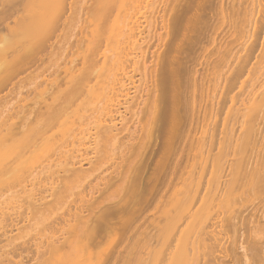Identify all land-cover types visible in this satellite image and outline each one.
Wrapping results in <instances>:
<instances>
[{
  "label": "bare ground",
  "instance_id": "1",
  "mask_svg": "<svg viewBox=\"0 0 264 264\" xmlns=\"http://www.w3.org/2000/svg\"><path fill=\"white\" fill-rule=\"evenodd\" d=\"M159 1L98 0L96 2L97 7L94 8L93 21H91L92 27L85 45L84 68L79 80L76 79L77 82L67 94L65 103L50 111L42 123L29 126L22 131L19 138L21 140L18 139L17 144L12 142L13 144L7 146V142L3 143L8 139H5L4 134L5 138L0 136L2 142L4 141L2 143L0 140V147L3 150L12 148L13 145V150L18 147L14 150V154L0 159V183L6 182L10 184V188L11 183L17 184L16 194L12 192L14 195L11 197L7 195L6 198L1 197L0 207L12 198L22 199L23 206L24 201L31 203L30 207L37 205L35 208L46 204L45 210L47 205L52 206V202L56 203L58 200L59 204L64 190L70 188L73 190L74 187L77 189L76 184L81 185L85 181L86 174L96 164L114 154L112 153L115 151L114 146L117 141L120 142L119 136L124 131L127 133L125 132L126 135L124 134L122 138L130 137L136 148H140L145 140L161 131L163 127L161 125H165L161 132L167 137L164 146L168 152L181 125L186 121L189 122L190 119L186 120V117L191 115L192 118L194 114L196 126L200 127V131L195 130V134L197 131L199 136L197 135V138L196 135L193 136L196 139H192L189 153L191 154L192 151L191 157L195 158V161L198 159L199 162L193 165L191 161L188 171V167L184 168L186 170L182 179L184 186L175 192L160 190L158 185L162 184L161 180L157 179V176L155 180L153 179L155 183L153 182L151 187L154 204L152 209L154 213L153 216L151 215L152 229L145 240L141 239L143 241L137 242L136 239L138 245L134 249L136 250L134 259L129 263L264 264V0H241V3L238 2L240 7L236 6L237 10L234 5V10L231 12L227 9L225 20L228 25H233L234 29L231 31L228 29V33L226 30L225 34L229 40L227 38L222 40L219 36L217 38V30L223 23V18L219 16L220 27L217 24L208 35L210 43L215 46L213 54L205 60L203 79L206 82L201 79L202 83L197 95L194 94L196 91L192 88L193 85L190 89L188 88L190 83L183 85L184 81L181 80L182 77L184 79V74L181 73L185 69L183 68L185 64L181 57H176V54L181 52L177 49L180 44L174 43L176 39L172 40L174 42H171L166 52L167 47L163 49L165 53L159 52L163 55L159 63L162 71L160 74L157 73L159 78L155 77L156 83L153 82V69L149 66V61L150 58L156 57L153 54L158 50L155 47L156 51L150 56L148 49L153 44L154 37L159 36L158 16L162 15L160 11L163 13L162 7L158 6L160 9L157 10L156 3ZM206 1L209 0H200L194 8L195 1L192 3L191 0L194 14L202 12V15H206ZM165 2L162 5H165ZM110 3L112 4L109 5ZM191 4L188 3L187 7ZM186 8L181 12L184 13L181 16L187 22L183 26L186 36L193 33L189 39L192 48L193 36L197 33L199 35V32L201 36L205 22L200 14L194 15L191 20V14H188L192 9L189 8L191 9L189 11L187 8L189 11L187 14ZM177 15L180 16V13ZM181 16L180 19L173 18L176 22L171 21L173 30L178 31L182 27ZM177 19H179L178 23ZM111 30L114 37L111 36ZM162 31L160 36L163 35ZM184 32L181 35L179 32V35L184 36ZM163 33H166V28ZM171 33L174 35L173 31ZM109 38L115 40L112 45H116L114 47L116 50L109 48L110 43H113ZM181 41L183 42L177 40V42ZM184 45L185 48L181 45L183 52L190 48L187 41ZM108 49L112 50V53L114 51V55L111 56ZM13 59L12 61H15L17 57ZM156 61L158 62L159 58ZM5 63L8 64L7 61ZM155 65L157 67V64ZM137 75L142 77V80L147 78V81L144 80L146 81L144 85L135 84L137 80L135 81L134 78ZM110 76L113 80L108 79ZM106 79L110 80L108 82L110 85L106 83ZM155 84L158 86L157 89ZM87 97L93 99V104L90 105L92 112L89 114V108L84 106ZM139 107L142 109L141 118L135 117ZM10 140L16 141L13 137ZM123 154L122 152L121 155ZM158 173L160 174L159 171ZM62 202L64 203L63 200ZM8 203L4 206L10 205ZM15 204L16 200L13 205ZM12 207L7 208L9 210L6 211L7 215L14 213L15 206ZM11 208L12 212H10ZM27 208L23 211L26 212ZM31 212L29 211L32 216L34 211ZM21 216L16 218L21 219ZM10 218L8 220L11 221L14 217ZM18 219H15L16 222ZM22 220L24 219L18 221ZM76 221L73 224L69 223L72 237L87 236L90 228L84 219L79 216ZM4 225L7 223L1 226L5 227ZM72 225L76 226L72 227ZM13 228L15 227L11 229ZM56 230L55 233L52 232L57 237L59 234L62 236L55 237L56 239L47 242V245L44 243V239L47 238L43 237L39 230L36 231L37 237L39 235L43 237L40 240H44L42 243L45 244L46 249L38 244L39 239L36 240L38 243L33 239L35 234L31 237L38 246L33 242V245H29L31 240L28 242L25 240L29 246L26 247L25 244L23 246L26 250L30 246H40L43 250L38 248L36 253L44 251L45 255L48 252V256L52 253L60 256L63 250L61 253L63 256L64 249L72 243L71 237L70 234L65 237V233L63 236V232L57 235ZM7 231L11 232L10 228L3 232L8 233ZM0 233L3 234L1 230ZM6 233L1 239L10 235L15 237L13 234H7L6 237ZM5 240L6 243L9 241ZM16 248L14 250L18 249ZM6 258L2 259L4 261H0V264H11Z\"/></svg>",
  "mask_w": 264,
  "mask_h": 264
},
{
  "label": "rangeland",
  "instance_id": "2",
  "mask_svg": "<svg viewBox=\"0 0 264 264\" xmlns=\"http://www.w3.org/2000/svg\"><path fill=\"white\" fill-rule=\"evenodd\" d=\"M160 1H162V3L166 1L164 3L165 5H162ZM160 1L156 3V6L158 11L160 7H162L161 10H163V13L160 11V14L162 15L158 16L162 20L159 18V20L157 19L159 21L157 22L158 27H160V31L158 29L157 32L160 36L163 29L162 34L166 36L164 37L161 35L159 39V36L157 37L156 35V37H154L156 41L153 38L154 42L152 45H150L151 49H148V55L150 56L156 51V48L158 50V52L153 54L156 56H153L155 60L154 58H150L151 60L149 59V66H151L153 69V82L156 83L157 79H154L155 77L159 78L157 73L160 74V71H162V66L160 67L161 64L159 63H161L160 58L162 59L161 56L163 55L159 52L163 53L165 50L164 48L167 47L165 50L166 52L171 45V42H174L176 39L174 43L180 44L178 45L180 48L178 47L177 49L178 51H181L176 54V57H181L184 62L183 64H185L183 67L185 68L183 71L184 73H181L182 75L184 74V79H182L183 77L181 76V80L182 82L184 81L183 85L184 83L188 85L190 83L189 86L187 85L188 88H194V91H196L194 94L197 95L202 80L204 83L206 82V80L203 79L205 60L211 54H213L215 46V44L210 43L208 35H210V32L214 26L217 27L218 24V27H220L221 23H219V16H221V18H223V23L217 30V33L216 31L215 33L218 34L217 38L219 36V38L222 37V40L223 38L224 40L226 38L229 40L227 34H225L226 30L228 33L231 31V29H234L233 25H228L226 22L225 19L227 18V13L225 12L227 9H230V12L234 10L233 5L237 10L240 7L238 2L241 3V0L206 1V7L204 6L206 15H202V12L198 13L200 14V17L204 19L205 23H203V25L205 26H203L201 30V36H199L200 32L199 35L197 33V36H193L194 39L192 40V43L194 41V44H192V48L191 44H189V42H191L189 39H191V35L193 33L190 36H186L187 34L184 32L185 29L183 26L187 22L184 21L181 16V12L185 10V8L188 6V3L191 4V0L190 2H188L189 0H184L186 2L183 0ZM96 2H98V0H0V136H3L4 134L6 138L4 136L3 137L5 139L10 140L11 137H13V139L17 141L19 138H21L20 135H22V131H24L27 127L42 123L50 111L57 109L58 106L60 107L65 103L67 94L72 89L74 83L79 80L78 78H80L79 76L81 75V72L84 68L83 59L84 55H86L85 45L89 36V31L92 27L91 21H93L92 16L93 11L95 10L94 8L97 7ZM193 2V7L196 8V5L200 2V0H192V3ZM189 6L190 7H187L188 9L191 8L192 4ZM220 7H222V11H220ZM191 9H189V11H191L189 14V11L187 10V14H191L192 20V17L197 13L195 11L196 14H194V9ZM114 11L113 15L115 14ZM178 13H180L183 25L178 31H176L173 30V27L171 26L173 25V22H176L173 20V18L175 17L176 20ZM182 15H184V13ZM180 16H178L179 19ZM187 18H189V16ZM179 19H177V23L179 22ZM171 21L173 22L171 23ZM112 24L113 22L111 25ZM161 25H164V27H161ZM165 25L167 27H165ZM165 28L166 33H163L165 32ZM171 31H173L174 35L171 33ZM179 32L180 35L184 32V36H180ZM112 34L113 31L111 36L114 37ZM205 34H207V36ZM109 36L110 34L108 37ZM173 39L174 41H172ZM178 39L183 40V42H177ZM110 41H113V43H110V45L108 44L109 48L111 47L110 49L116 50V48H114L116 45H112L114 44L115 40H112L111 38ZM152 41L153 40H151L150 43H152ZM186 41L190 48L184 50L183 52L181 50V45L182 48H185L184 44ZM166 43H169V45ZM159 44L162 46L160 47ZM110 49H108V51L112 56L114 55V51L112 53V50ZM108 51H106L107 54H110ZM157 53L160 54V57ZM16 57L17 59L12 61L14 60L13 58ZM157 58H159L158 62L156 61ZM6 61L8 64L5 63ZM155 61L156 63H154ZM1 62H3V64H1ZM155 64H157V67ZM136 77L134 80H137V83L135 82L137 85L138 83H142L144 85L147 81V78L143 77L144 79L142 80V77L139 75ZM110 78L111 76L108 79ZM145 79L146 81H144ZM111 80L113 79L111 78ZM140 80H142V82ZM108 82H110V80L106 83ZM191 85H193L192 88ZM155 86H157V84H155ZM157 88L158 86L156 89ZM86 99L87 101L85 102L86 104H84V106L89 108V114L92 112L90 108L93 104V99H90L89 97ZM135 117H142L141 107H139L137 110ZM193 117L194 114L192 115V118L191 115L188 118L186 117V120L190 119L191 122L189 120L190 123L186 121L183 125H181V128L174 138L173 143L171 144L170 148H168V152L166 151V146H164L166 145L167 137L165 136V133H162V129L165 125H161L163 126L161 127L162 132H156L152 138L145 140L140 148H136L132 140L129 139L130 137L122 138L126 131L122 132V134L119 136L120 142L117 141L114 146L115 151L112 152L114 154L102 159L98 165L96 164V166L86 174L84 179L85 181L82 182L84 186L82 183V186L79 184L81 187L76 184L77 189H75L74 185H71L74 187V189L72 190V188H70L72 191L67 189L71 193L67 190H64L62 193V198L59 199V204L61 205L58 204L57 200L56 203H51L52 206L47 205L45 210L46 204L44 206H38L35 208L37 205L30 207L32 204L24 201L25 204L23 206L22 199L12 198L10 201H8L9 203H7L13 205L16 200V204L13 205V207L15 206V210H13L14 213L11 211L13 208L12 206H4L7 205V203L4 204L3 207L1 205L0 219H2L0 223L2 224H0V226H3V223H7V225H4L5 227H0V230L3 233H0V261H4V258L7 257V262L11 264H15V262L16 264H131L129 262L130 260L134 259L136 252L134 249L138 245V240H145L147 238L146 235H149L148 233H150L152 229L151 218L154 213V210H152L154 209V204L152 202L153 195L151 187L155 177L157 176L156 178L161 180L162 184H159L161 188L158 185L160 190L165 189V191H168V193H170L172 190L175 192L176 190L183 188L184 185L182 179L186 173L185 169L188 167L187 171L189 170L191 161H193V165H196L195 162H199L197 158L195 161V158L191 157V154H193L192 151L191 154L189 153L192 139H196L199 136L197 131H200V127H198V125L196 126V120L195 117ZM195 127L198 128L195 129ZM195 130H197L196 134ZM195 135L196 138H194ZM8 140L5 142L3 141L4 143L1 140V142L3 144L7 142V146L13 144L12 142H15L16 144L18 143V141L16 142ZM20 140L21 139H19V141ZM3 146L5 148L6 145ZM12 148L8 147L7 150H3L0 147V149H2V151H0V159H5L9 155L14 154V150L18 147L14 148V150ZM122 152L124 153L123 155H121ZM164 176L168 179H166ZM163 178H165L167 181ZM16 185L17 184L13 185L11 183L10 188V184H7L6 182L0 183V200L3 197L6 198V195L7 197H11L14 195L13 193L16 194ZM35 190L33 192H35ZM27 203L29 205L27 207L29 208L26 207ZM17 205L20 207L22 205L24 209L21 207V210L20 207H16ZM10 207H12L10 212L13 214L8 213L9 215H7L6 211H9L8 209ZM26 208L27 211H23L26 210ZM29 211H34L32 216ZM28 213L30 216L27 219L26 217H28ZM25 214H27V216ZM82 215H84V217ZM6 216L11 218L14 217L15 219H18L21 216V219L24 220L19 222L21 219H18L19 221L17 220L16 222L14 218V220L10 218L11 221H13L12 223L10 220H8L9 217ZM16 216L19 217L16 218ZM79 216H81L89 226L90 232L87 233V236L79 235L78 237H72V234L69 232L71 227L70 224L75 219L77 220ZM8 221H10V224ZM75 221L73 223L77 222ZM26 225H28V227ZM13 226L15 228L11 229ZM24 226H26L25 229H23ZM73 226L76 225H72V227ZM59 227L61 228L59 229ZM3 228H7L8 230L10 228V234H13L15 237L13 238L8 231V233L3 232L7 230H3ZM37 230H39L38 232H40V234L42 233L41 235L43 237L47 238L44 239L45 242L44 240H40L43 239V237L41 238L40 235L37 237ZM55 230L58 231L56 232L57 235L59 232H63V236L65 233V237H67L68 234H70L71 237L72 243L67 245L68 247L64 249V254H62L63 256H61L63 250L60 253V256L56 255V253H52L48 256V252L45 255L44 251H38V253H36L38 248V250L42 248L46 249L47 247L45 248V244L47 242L62 236L59 234L57 237L56 234H54ZM147 230H149V232H147ZM66 231L68 232L67 234ZM139 232L140 234H138ZM4 233H6V237L7 234H9L13 239L9 235L7 238L4 237L5 239L9 240L6 243L4 238L1 239L3 235L5 236ZM32 238L35 241L39 239L38 241L40 243H38V241L36 242L42 246V248L40 246L36 247L37 243L34 242ZM48 238L50 240H48ZM25 240L27 242L31 240L28 243L29 245H33L32 242L36 243V245L34 244L35 246H30V249L28 248L30 252L23 246L24 244L26 247L29 246ZM31 247L33 250H31ZM14 248L17 250H14ZM33 251H35V253H32ZM88 252H90L89 255ZM11 260L14 262L12 263Z\"/></svg>",
  "mask_w": 264,
  "mask_h": 264
}]
</instances>
